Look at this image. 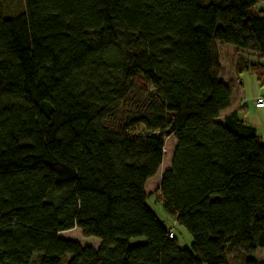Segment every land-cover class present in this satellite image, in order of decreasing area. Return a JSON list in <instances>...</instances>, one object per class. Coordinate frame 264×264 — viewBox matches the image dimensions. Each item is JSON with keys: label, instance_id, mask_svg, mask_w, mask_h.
Returning a JSON list of instances; mask_svg holds the SVG:
<instances>
[{"label": "trees", "instance_id": "obj_1", "mask_svg": "<svg viewBox=\"0 0 264 264\" xmlns=\"http://www.w3.org/2000/svg\"><path fill=\"white\" fill-rule=\"evenodd\" d=\"M263 4L23 0L5 19L0 0V264H228L227 248L264 264V145L221 116L215 50L264 57ZM243 70L263 84V65ZM170 137L153 195L190 249L146 204ZM73 229L98 248L60 237Z\"/></svg>", "mask_w": 264, "mask_h": 264}, {"label": "rangeland", "instance_id": "obj_2", "mask_svg": "<svg viewBox=\"0 0 264 264\" xmlns=\"http://www.w3.org/2000/svg\"><path fill=\"white\" fill-rule=\"evenodd\" d=\"M23 10V0H3L2 15L5 19L10 18L13 15L20 13ZM224 50H232L233 47L228 45H222L216 43L215 50L219 52L220 56L223 57L224 67L227 69V56L224 55ZM228 52V51H227ZM223 53V54H222ZM229 53V52H228ZM241 59L246 64H260L264 66V57H258L257 55L242 56ZM232 65V61H230ZM232 73V70L230 71ZM241 84H237L238 87V98L237 103L240 102L242 106L246 107V112L240 114V119L243 124L248 128H253L257 135L260 137L264 145V108L255 107V99L262 97L264 99V81L263 84L256 81L254 75L249 70H243L241 73L236 74ZM239 82V83H240ZM175 145L172 137L167 138L164 141V157L162 165L154 178L147 182L145 186V192L147 194L146 204L149 209L153 212L156 219L160 224L167 230L171 231L174 238L177 241L178 246L181 249H190L191 238L187 231L177 225L173 218L168 215L162 208L161 203L157 202L154 197V192L158 187L159 179L163 172L169 167L172 150ZM60 237L66 241H73L80 244L82 247L98 248L99 240L95 238H85L78 229H73L60 234ZM142 239L132 241L133 244L142 243ZM228 264H243L244 256L242 252L236 249H226L225 252ZM256 258L264 262V249H257L255 252ZM68 257L64 259L61 264H66Z\"/></svg>", "mask_w": 264, "mask_h": 264}, {"label": "crops", "instance_id": "obj_3", "mask_svg": "<svg viewBox=\"0 0 264 264\" xmlns=\"http://www.w3.org/2000/svg\"><path fill=\"white\" fill-rule=\"evenodd\" d=\"M262 7L264 8V4L262 5ZM224 55H226L227 57V63H228V67L227 69L224 67V61H223V57L220 56V66H221V76L220 78L222 79V81L224 82H230L231 83V88H232V100H231V103H230V106L229 108L224 112L222 113V117L236 111L238 112L239 116L241 113H239V109L244 107L241 105V101L237 103V96H238V87H237V84H241V82L239 81L238 77L236 76V72H235V63H236V60L238 58H241L242 56H247V55H255V54H251V53H244V52H237L234 48L232 50H224ZM229 53H228V52ZM223 54V53H222ZM230 61H232V65H230ZM232 70V73L230 72ZM240 82V83H239ZM262 109V108H261ZM246 112V107H245V111H243V113ZM253 129V128H252ZM254 130V129H253ZM255 131V130H254ZM256 132V131H255ZM257 135V133H256ZM258 136V135H257ZM259 137V136H258ZM260 139V137H259ZM261 141V139H260ZM262 142V141H261ZM263 144V143H262ZM175 146V145H174ZM174 148V147H173ZM173 151V150H172ZM160 181V179H159ZM159 184V183H158Z\"/></svg>", "mask_w": 264, "mask_h": 264}, {"label": "built area", "instance_id": "obj_4", "mask_svg": "<svg viewBox=\"0 0 264 264\" xmlns=\"http://www.w3.org/2000/svg\"><path fill=\"white\" fill-rule=\"evenodd\" d=\"M255 107L257 108H264V99L260 96V97H257L255 99ZM169 237H171V234L169 235Z\"/></svg>", "mask_w": 264, "mask_h": 264}]
</instances>
